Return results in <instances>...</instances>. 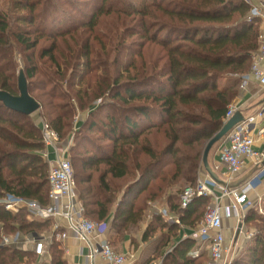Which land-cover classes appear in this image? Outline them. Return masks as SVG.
Here are the masks:
<instances>
[{
  "label": "trees",
  "instance_id": "1",
  "mask_svg": "<svg viewBox=\"0 0 264 264\" xmlns=\"http://www.w3.org/2000/svg\"><path fill=\"white\" fill-rule=\"evenodd\" d=\"M82 2L13 0L8 11L0 9V90L20 93L17 52L27 81L42 74L48 79L44 84L53 85L44 89V98L33 94L28 81L45 122L60 139L72 136L68 158L89 218L103 222L116 205L114 229L136 225L148 201L159 200L176 184L170 210L185 222L193 211L182 207L181 194L197 185L205 146L223 127L236 93L235 85L223 90L220 83L247 74L259 49L254 2ZM82 5L92 13L82 12L78 21ZM152 45L157 50L145 58L143 48ZM79 110L88 113L76 125ZM44 151L37 118L0 101V197L13 193L48 204ZM244 219L258 229L232 264H264V214L250 208ZM157 224L162 225L160 219L148 227L145 240ZM51 227L50 220H29L25 211L12 213L0 205V264L35 259L31 250L4 245L3 234L13 238ZM194 245L191 239L182 241L165 260L202 264L189 256ZM51 250L53 261L60 260L56 245Z\"/></svg>",
  "mask_w": 264,
  "mask_h": 264
},
{
  "label": "crops",
  "instance_id": "2",
  "mask_svg": "<svg viewBox=\"0 0 264 264\" xmlns=\"http://www.w3.org/2000/svg\"><path fill=\"white\" fill-rule=\"evenodd\" d=\"M257 2H259V0ZM257 26L259 28V31L264 29V15L258 16ZM260 64L262 69L264 70V58L262 59ZM250 71L247 74H249ZM244 80L245 79L241 77L240 79L238 78V81L236 82L233 78H227L220 83V88L225 90L228 89L230 86L235 85L236 93L229 106L231 104L238 106L239 109L237 112L241 113L244 119H247L256 115L258 111L263 108L264 85H262L259 79H256L253 75H250L248 80ZM228 121H226L225 118L224 124ZM82 122L83 121H81V123ZM238 124H236L234 128ZM234 128L228 133V135L234 130ZM263 128L264 117L258 120L255 128L252 131V134L256 139L254 148L262 152H264V134L259 135V130ZM227 136H225L221 141L216 144L217 148H215L216 145L213 147L208 158L209 165L212 170L218 175H220L221 179L224 180L223 183H219L216 181L217 187L214 189L217 193H220V188L222 187L240 188L242 185L247 183L252 177H254L261 170L264 164V161L262 164L257 165L251 159H246L241 171L236 175H230L227 172L225 164L221 163L219 156V151L221 147L227 142ZM72 144L73 142L71 136L64 140L59 138L55 147L49 149L45 148L44 156L48 164L50 165V161L56 159L57 156L64 155L65 157H69V150ZM199 178L213 179L207 173L203 163ZM178 188L179 185L173 184L170 188H168V191L165 196H168L170 198V196L174 195L177 192ZM262 198H264V178L263 181L256 187V189L250 194V199L247 203L248 207L245 208L246 205L242 207L243 217L245 216V213L248 209H258L260 200ZM230 202L231 198L227 197L223 199L221 204L223 206H226L227 208ZM208 203L209 201L207 199H196V201H194L189 206L191 211H193L191 218L185 222H182L179 215L176 214V211L170 210V206H167L168 204L170 205V202L168 200L166 202V207L175 216V220H170L166 216L160 214L161 209H158V211H156L157 214L160 215L163 219H165L166 222H164L163 225L157 224L159 225L158 228L154 233L151 234L149 238H147V240L144 239L146 231L149 226L154 225V223L157 221V218L155 219V216L150 212H145L142 221H140L138 224H131L127 228L118 231L117 229H114L111 218V215H113L115 212L116 205L113 206L111 212L112 214L110 215V217L103 220V222H107L108 224L107 232L103 234L97 233L95 237L92 238L89 242L73 236H69L64 240H57L56 238H53L51 241H48V244L46 245V250L43 254H36L34 251L33 243L34 237L38 235L40 236L44 233L54 232L55 224L57 222L55 219H49L52 224L51 229H45L39 232L23 234L19 237V241L17 242L13 240L16 237L11 238L5 234H3L2 237L4 238V236H7L11 238L12 243L9 245L13 247L31 250L35 255V259L32 263L29 264H105L100 257H96L93 260H90V258L88 257L91 252L90 244H96L101 240H108L117 252L125 254L128 257V264H170L165 260L167 253H169L176 245L188 239H191L193 242H195L194 247L189 252V256H191L192 258H197L199 260L200 256L208 255L209 264H211V251L209 241L193 236V233L198 229L203 219ZM147 205L155 206L157 205V201L150 200L148 201ZM226 208L223 210L222 233L225 237V245L229 248V251L224 256V260L228 261L233 260L238 255L244 252L252 237L256 234L257 229L253 222L247 223L245 222L244 218L238 219ZM26 213L29 220H38L32 218L28 212ZM89 219L97 221L92 218ZM172 227L175 230L172 231ZM60 229H67V224L64 221H61ZM170 231L172 232V234H170L171 236L168 237ZM53 245H56L57 250L60 252V260L58 261H53V254L51 250ZM23 264L28 263L25 262Z\"/></svg>",
  "mask_w": 264,
  "mask_h": 264
},
{
  "label": "built area",
  "instance_id": "3",
  "mask_svg": "<svg viewBox=\"0 0 264 264\" xmlns=\"http://www.w3.org/2000/svg\"><path fill=\"white\" fill-rule=\"evenodd\" d=\"M252 14L255 16L264 15V1H259L253 5ZM264 58V29L259 34V49L254 57V61L249 74L242 76L244 81L248 80L250 75L259 79L264 85V70L260 62ZM238 106L230 105L226 114L228 121L237 111ZM264 117V106L258 113L252 117L244 119L234 130L226 137V143L219 151L220 161L225 164L227 172L230 175L238 174L245 164L246 159H251L255 164H262L264 161V152L254 148L256 139L252 134L258 120ZM43 132L45 148L55 147L58 140V133L45 122L40 121ZM264 134V128L259 130V135ZM48 157V156H47ZM50 161V160H49ZM264 165L261 170L240 188H220L217 193L214 188L217 183L214 179H198L196 186L187 187L181 195V204L183 208L190 206L196 199L204 198L209 201L205 210L203 219L193 236L210 243L211 264H232V260L225 261L224 256L229 251L225 245V237L222 233L223 210L226 206L221 203L224 198H231L227 210L238 219H242V207H248L247 203L250 194L263 181ZM49 202L44 205L38 200L17 196L13 193H6L0 197V205L11 212L25 210L29 215L38 220L55 219L54 232L44 233L34 237V251L41 255L46 250L48 241L53 238L64 240L69 236L83 239L89 242L97 233L103 234L108 230L107 222H97L89 219L85 214V207L80 202L77 193V183L74 176V170L68 157L64 155L57 156L50 161L49 165ZM258 211L264 214V198L260 200ZM64 221L67 229L61 230L60 224ZM212 233V234H211ZM19 241L20 235L15 236ZM4 245L12 243V239L4 236ZM91 252L88 255L90 260L100 257L105 264H128V257L117 252L108 240H101L96 244H90Z\"/></svg>",
  "mask_w": 264,
  "mask_h": 264
},
{
  "label": "rangeland",
  "instance_id": "4",
  "mask_svg": "<svg viewBox=\"0 0 264 264\" xmlns=\"http://www.w3.org/2000/svg\"><path fill=\"white\" fill-rule=\"evenodd\" d=\"M12 1L13 0H0V9H3L4 11H8L10 9V5H11V2ZM82 1H83L82 3H87V4H90L92 2V0H88V2H86L85 0H82ZM252 2H254L253 4H255L257 1L252 0ZM95 3H96V1H95ZM82 12H84L85 14H91L92 13L91 11H89V9L87 7H85L84 5H82L79 8V11L77 12V15H76V19L78 21H83V19L81 18ZM103 32L106 33L105 30H103ZM148 47H150V46H148ZM148 47L143 48V49H145V50H143L144 55H145V58H147V57L149 58L150 56H153V54L157 50V48H155L153 45L151 46V48H148ZM136 51H139V50H136ZM14 62L17 64V69H16V72L15 73H16V78L18 80L20 71L21 70H24V67H23V63H24L23 57H22L21 54H18V52L16 53V55L14 57ZM44 71H45V68H44ZM28 81H29V83L32 82L31 83L32 92H33V94L35 96L41 94L42 96H44V98H46V94L44 92H47L48 90H50V89L53 88V85L52 84L51 85L44 84L45 82H43V81H46V83H48V79H45L44 75H42V74H39L35 79H33L31 81L28 80ZM44 87H46V88H44ZM44 89H48V90L44 91ZM44 100H46V99H44ZM96 103H98V102H96ZM41 113H42L41 110H38L37 112H35L32 115L33 117H36L37 118V120H38L39 123L42 120L45 121L44 118L41 116ZM87 113H88L87 111H82V110L77 111V115H76V119L74 120V123L77 125V124L81 123V121H84L85 118H86V116H87ZM73 133H75V127H74V130H73ZM159 139L162 140L161 135H159ZM215 148H217V145L215 146ZM118 185H120L122 187V186H124V182H120V184H118ZM180 192H178V194ZM168 200H169V197L168 196H163L159 200H156L157 201V205H155V206L154 205L147 206V208L145 209V212L146 213L150 212L151 214H153L155 216V219L156 218L157 219L159 218L161 220L162 225L166 221L160 215L157 214L156 211H158V209H161V213L160 214L166 216L170 220H175V216L166 207V202ZM141 204H143V203L141 202ZM167 206H171V204L170 205L168 204ZM256 229H258V228H256ZM10 235H11V233H10ZM15 236L16 235H14V237ZM199 262H202V264H209V257H208V255L200 256Z\"/></svg>",
  "mask_w": 264,
  "mask_h": 264
},
{
  "label": "water",
  "instance_id": "5",
  "mask_svg": "<svg viewBox=\"0 0 264 264\" xmlns=\"http://www.w3.org/2000/svg\"><path fill=\"white\" fill-rule=\"evenodd\" d=\"M19 95H13L7 91L0 90V101L10 110L21 113L24 115H33L40 109V103L36 101L29 92L28 81L23 70L20 71L18 79ZM244 117L241 113H235L232 118L223 125V127L207 142L202 163L207 171V173L215 181L223 183L224 180L221 179L220 175L212 170L209 165V154L213 147L221 141L228 133L234 128L236 124L243 121ZM264 165V164H263Z\"/></svg>",
  "mask_w": 264,
  "mask_h": 264
}]
</instances>
